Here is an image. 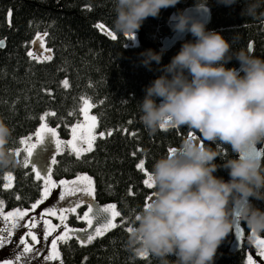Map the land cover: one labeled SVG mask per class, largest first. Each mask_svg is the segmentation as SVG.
Returning a JSON list of instances; mask_svg holds the SVG:
<instances>
[{
	"label": "trees",
	"instance_id": "16d2710c",
	"mask_svg": "<svg viewBox=\"0 0 264 264\" xmlns=\"http://www.w3.org/2000/svg\"><path fill=\"white\" fill-rule=\"evenodd\" d=\"M191 5L195 0H178L175 6L162 8L157 17H147L135 33L138 43L126 45V34L112 28L111 0H0V41L4 42L0 47V119L12 129L8 146L14 151L19 148L20 139L34 133L41 122L39 117L45 113H49L45 118L48 126L57 128L60 139H68L72 124L81 118L82 98L94 105L97 132L112 130L111 135L97 136L90 152L77 157L64 149L52 164L54 180L90 175L94 199L116 204L121 213L114 229L88 244H80L75 238L60 242L63 264H157L150 255L141 257L127 247V229L133 226L134 214L153 192L143 184L145 175L136 164L143 159L150 172L153 161L174 149L190 131L197 138L198 134L184 126L149 133L139 120L137 102L143 98L145 86L160 75V65L169 62L181 43L194 40L189 34L168 50L160 48L161 39L172 33L170 15ZM242 6L243 0L230 6L207 0L210 21L205 28L219 32L232 49L251 44L253 54L264 58V7L256 17H250L240 14ZM98 22L116 38L96 27ZM36 32L47 33L45 43L52 50L51 60L29 57L30 40ZM148 48L162 52L160 65L152 61L150 69L140 63L139 55ZM225 67L239 64L233 58ZM64 80L67 87L61 83ZM219 150L226 151L227 146ZM24 155L23 150L16 155L20 162L16 167L0 170V200L6 209L27 208L40 198L41 181L30 165H23ZM216 162L221 161L216 158ZM6 172L13 175V184L7 189L3 188ZM214 175L228 179L223 168ZM252 202L264 209V201ZM76 217L70 214L67 222L83 226L85 223ZM239 226L240 243L231 247L232 227L218 245L212 264H246L243 236L248 229L242 221Z\"/></svg>",
	"mask_w": 264,
	"mask_h": 264
},
{
	"label": "clouds",
	"instance_id": "9594fccd",
	"mask_svg": "<svg viewBox=\"0 0 264 264\" xmlns=\"http://www.w3.org/2000/svg\"><path fill=\"white\" fill-rule=\"evenodd\" d=\"M206 2L195 0L196 9L207 11ZM217 2L230 6L237 0ZM111 3L113 30L133 37L147 17H157L178 0ZM262 7L264 0H243L240 14L256 17ZM169 20L173 31L188 32L194 40L181 43L164 65L160 51L148 48L139 54L145 67L150 69L152 61L160 65V75L137 102L139 120L149 133L161 125L184 126L198 138L183 137L173 151L153 161L152 198L135 212L127 247L157 264H212L234 220L246 226L249 241L264 234V209L252 202L264 201V152L247 150L251 145L264 149V58L249 46L232 49L230 41L188 10H177ZM233 58L239 67H225ZM11 135L0 119V170L20 163L8 146ZM220 146L227 150L221 152ZM218 168L227 170V180L214 175Z\"/></svg>",
	"mask_w": 264,
	"mask_h": 264
},
{
	"label": "snow or ice",
	"instance_id": "6c2138e0",
	"mask_svg": "<svg viewBox=\"0 0 264 264\" xmlns=\"http://www.w3.org/2000/svg\"><path fill=\"white\" fill-rule=\"evenodd\" d=\"M96 27H98L101 31H105L108 33L109 36H111L113 39L116 37L111 33L108 32V30L105 28L103 24H97ZM44 36H47V33H44L43 36L37 32L36 38L40 41V48H45V41ZM4 46V42L0 41V47ZM249 47L252 48V45L249 44ZM47 53H51V49L46 50ZM29 57H33V52L31 49L28 51ZM38 59L42 60H51L52 56L50 54H44L38 57ZM64 87L68 86L67 81L61 82ZM83 104L80 108V112L83 115V121L77 122L72 124L71 126V139L65 141L58 137L57 128L55 127H49L48 124L45 122V118L49 113L42 114L40 119L39 127L36 128L34 132V141L30 137H22L20 139V145L23 146V151L25 153L23 158V165L28 166L31 157L33 155V150L37 147V145H40L44 142L45 136H48L51 142L54 144L55 152L50 156L51 162L54 164L56 163L55 160V153L62 152L64 150V147L67 146L72 152L75 153L77 157H80L82 153L90 152L94 146V141L96 140L97 136L100 138L105 137V135H111L112 130L108 129L107 132L105 131H96L97 128V117L95 115H90L89 110L94 107V105L86 98H82ZM54 115V113H52ZM161 128H165L164 125H161ZM131 134V133H130ZM189 136L196 138L193 136V133L190 131L188 133ZM83 145H86L83 146ZM173 151V149H169V152ZM21 152V148H16L15 153L16 155H19ZM145 161L141 159L137 164L136 168L141 170L144 175L145 179L143 180V184L147 187V189H152V183L150 178V172H148L145 167ZM31 170L33 173H35V176L38 180L44 181V187L43 191L41 192V198L40 200H37L35 203L32 204V208L35 209L37 204L41 202L42 199L47 197L49 194L50 189L56 187V181L52 179V176L50 173L52 172V168L50 165L45 166L43 169L38 170L37 167L31 163ZM4 179L8 181V183L3 184V188L7 189L10 188L11 180H12V174L11 173H5ZM59 184L61 186L60 191V198L64 199L65 196H71L76 193H80L82 196L87 197H94L95 188L93 186V179L91 176L87 174H77L74 180L68 181V180H60ZM85 201L83 199H77L74 201L75 206H70L67 209L60 208L59 209V220L61 224L64 226L63 232L56 238L52 239L51 241V247L48 250V254L43 257L44 261L49 260H59L60 259V252L57 248V242L64 241L68 239V236L70 233H73L74 230L70 229L67 224L64 223L66 220V213L67 212H75L76 207H78L80 204H83ZM3 204L4 202L0 200V217L4 219L6 223H10L11 227L7 228V235L8 237L12 236V230L16 228L20 221L25 218L26 212L25 210H21L19 208H15L11 211H3ZM45 213H48L50 215H57V212L54 210V208H45ZM121 213L117 210L116 204H105L103 206L97 205L95 210L93 209V204L89 203L87 207V211L83 213L82 216H77L76 218L79 220H83L87 223L88 228L87 229H80L79 233L86 232L87 235L81 236L79 233H75L77 235V239L81 244H88L95 237L103 236L106 232H108L110 229H114L117 225L115 223L116 218L120 217ZM95 220V224L93 221ZM123 221H121L122 223ZM44 224L46 226L44 236L45 238L48 237L50 232L54 231L58 225L50 224V221L44 220ZM36 225V220L33 219L30 223L27 224L28 231L19 237V242L23 246L22 251H19L15 256L14 259H3L0 260V264H27L26 259H22L26 256V254L34 252L33 244L37 241V235L35 232L32 231V229ZM94 229V230H93ZM128 231H131V227L127 229ZM3 231V230H0ZM25 236H30L32 243H29ZM6 238L3 235H0V246L5 244ZM253 243L256 245V247L259 249V255L264 257V239H261L260 237H256ZM39 255V252L36 253ZM141 257L146 256V254H141ZM62 264V262H61ZM247 264H255V261L251 255L247 258Z\"/></svg>",
	"mask_w": 264,
	"mask_h": 264
},
{
	"label": "rangeland",
	"instance_id": "374dc122",
	"mask_svg": "<svg viewBox=\"0 0 264 264\" xmlns=\"http://www.w3.org/2000/svg\"><path fill=\"white\" fill-rule=\"evenodd\" d=\"M98 24H103V23L98 22ZM105 28L108 30V32H111L114 35V33L109 28H107L106 26H105ZM102 32L108 34L105 31H102ZM36 33L34 34L32 39L30 40L29 49H31L32 52H33V57L32 58H34V59H36L38 61H47V60L38 59V57H40L41 55H44V54H50L52 56V50H51V53H47L46 52L47 49H51L50 47H48L46 45V43H45V48L44 49L40 48V41H39V39L36 38ZM39 33L42 36L44 34L43 32H39ZM44 41H45V36H44ZM137 43H138V39H137V35L136 34L133 37L125 35V44L126 45H136ZM29 49H28V51H29ZM82 104H83V101L81 103V107H82ZM80 114H81V112H80ZM89 114L90 115H94L92 113V108L89 110ZM82 121H83V115L81 114V118H80V120L78 122H82ZM37 127H39V125ZM33 134L29 135V136H26V137H30L34 141L35 137H34ZM193 136H195V135L193 134ZM69 139H71V128H70V136L65 141H67ZM83 146L86 147V145H83ZM19 148H21V150H23V146L20 145ZM64 149H67V150L71 151L67 146H65ZM54 152H55L54 144L51 142V140L49 139L48 136H45L44 142L42 144H40V145H37V147L33 150V155L31 157V161H30L29 165L31 166V163L34 164L37 167L38 170L43 169L45 166H48V165H50L52 167L53 163L51 162L50 156ZM56 154L57 153H55V156H56ZM6 173H11V172H6ZM34 175H35V173H34ZM50 175H51V173H50ZM4 176H5V174H4ZM75 177L76 176L68 178V179H61V180L71 181V180H74ZM145 178L146 177H144V179ZM40 181H41V192H42L43 191V187H44V181L43 180H40ZM54 181L57 182L56 183V187L50 189L49 194L47 195V197L42 199L41 202L39 204H37L35 209H33L31 207L32 205L27 207V208H19L21 210H25L26 215H25V218L20 221L19 225L12 230V236L11 237H8V235H7V228L11 227V224L10 223H6L4 221V219L2 217H0V230H3V231H0V235H3L6 238V241H7L5 244L0 246V260H3V259H14V256L19 251H22L23 246L19 242V237L21 235H24L29 230L28 227H27V224L30 223L33 219H35L36 220V225L32 229V231L35 232L36 235H37V241L33 244L34 252L26 254V256L23 257L22 259H26L27 260V264H61V262H62L61 255H60V259L59 260L44 261V259H43V257L48 254V250L51 247L52 239L58 237L64 230V226H63V224H61V222H60V220L58 218L59 217V209L60 208L67 209L70 206H75L74 201H76L77 199H83L85 201L83 204H80L78 207H76V211L75 212H67L66 213V217L67 218L64 221V223L67 224L70 229L74 230L73 233L69 234L68 239L69 238H75L78 241L77 235L75 233H79L80 229H87L88 225L83 220H81V221H83L85 223L83 226H72V225H70L67 222V219H68L69 215L70 214H75L76 216H82L83 213L85 211H87V207H88L89 203L93 204V209L94 210H95L97 205L103 206L105 204H109V203H104V204L98 203L94 199V197L82 196L80 193H76V194L71 195V196H65L64 199H61L60 198L61 186L59 184L60 180H54ZM4 183H8V181L4 179ZM12 184H13V175H12V180H11V185ZM93 186H94V181H93ZM40 198H41V195H40ZM40 198H38V200H40ZM151 198H152V192H150L149 195L147 196L146 202L150 201ZM112 204H114V203H112ZM45 208H54V210L57 212V215L53 216V215H50L48 213H45L44 212ZM79 208H81V209L78 210ZM13 209H15V208L6 209L3 206V211H5V212L11 211ZM44 220L50 221V224L58 225V227L54 231L50 232V234L48 235L47 238H45V236H44V232H45V228H46V226L44 224ZM93 223L95 224V220L93 221ZM79 235L86 237L87 233L86 232L79 233ZM247 236H248V234L243 236V238L245 237L246 244H247L246 256H245L246 264H247V258H248L249 255H251L253 257V259L255 261V264H264V257L259 255V249L253 243V241H249L247 239ZM259 237L261 239H264V237H262L261 235ZM25 239L29 243H32L30 236H25ZM60 242H63V241H59L58 240V242H57L58 250H59ZM37 252H39V255L36 254ZM62 264H63V262H62Z\"/></svg>",
	"mask_w": 264,
	"mask_h": 264
},
{
	"label": "water",
	"instance_id": "95a60500",
	"mask_svg": "<svg viewBox=\"0 0 264 264\" xmlns=\"http://www.w3.org/2000/svg\"><path fill=\"white\" fill-rule=\"evenodd\" d=\"M206 8H207V11H205L204 9H196L195 5H191V6L185 7L183 10H188V12L191 15L204 21L205 26H206L208 22L210 21V10L208 7ZM169 26H170V29L172 30V33L161 39L160 48L162 50L170 49L173 45H175L177 42L182 41L187 35L190 34L188 32L178 33V32L173 31V29L171 28V22ZM247 150L253 154H255L258 151L262 152L258 145H251L248 147ZM233 228H234V241L231 247L235 248L240 243L241 238H242V229L239 226L238 220L233 221Z\"/></svg>",
	"mask_w": 264,
	"mask_h": 264
}]
</instances>
